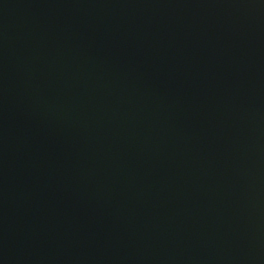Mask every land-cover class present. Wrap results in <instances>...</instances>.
I'll return each mask as SVG.
<instances>
[{"label": "water", "instance_id": "obj_1", "mask_svg": "<svg viewBox=\"0 0 264 264\" xmlns=\"http://www.w3.org/2000/svg\"><path fill=\"white\" fill-rule=\"evenodd\" d=\"M0 264H264V0H0Z\"/></svg>", "mask_w": 264, "mask_h": 264}]
</instances>
